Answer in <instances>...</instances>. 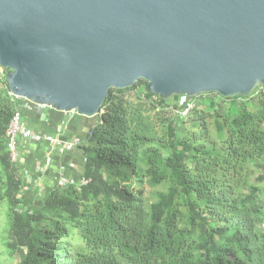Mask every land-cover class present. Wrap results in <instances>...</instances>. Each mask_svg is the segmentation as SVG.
Segmentation results:
<instances>
[{"label": "trees", "instance_id": "1", "mask_svg": "<svg viewBox=\"0 0 264 264\" xmlns=\"http://www.w3.org/2000/svg\"><path fill=\"white\" fill-rule=\"evenodd\" d=\"M202 96L208 105L180 117L141 80L110 90L78 144L89 183L54 189L18 213L21 182L6 130L19 100L0 71L9 255L17 264H264V88ZM145 184L164 188L156 202L146 203Z\"/></svg>", "mask_w": 264, "mask_h": 264}, {"label": "water", "instance_id": "2", "mask_svg": "<svg viewBox=\"0 0 264 264\" xmlns=\"http://www.w3.org/2000/svg\"><path fill=\"white\" fill-rule=\"evenodd\" d=\"M9 93L92 118L140 80L167 100L264 88V0H0Z\"/></svg>", "mask_w": 264, "mask_h": 264}, {"label": "crops", "instance_id": "3", "mask_svg": "<svg viewBox=\"0 0 264 264\" xmlns=\"http://www.w3.org/2000/svg\"><path fill=\"white\" fill-rule=\"evenodd\" d=\"M18 103L28 126L57 137L62 142H82L92 125L98 121V116L86 118L76 112L62 113L49 108L43 111L22 101ZM16 150L18 159L14 166L21 182V205L25 208L40 205L54 189L66 188L59 186L60 178L76 183L83 178L85 157L79 145L60 153L51 150L45 142L18 140Z\"/></svg>", "mask_w": 264, "mask_h": 264}, {"label": "built area", "instance_id": "4", "mask_svg": "<svg viewBox=\"0 0 264 264\" xmlns=\"http://www.w3.org/2000/svg\"><path fill=\"white\" fill-rule=\"evenodd\" d=\"M17 100L25 102L28 105L30 104L22 99H17ZM37 108H40L41 110L44 111L45 108H49V107L39 106ZM193 108H194V105L187 104L183 108L182 112H179V109H176V113L180 117H184ZM69 113H72V112H69ZM6 137L8 140L7 141V151L9 154V160L12 164H15L18 159V153L16 150L18 140L30 141L33 143L45 142L46 144L50 146L51 150H55L60 153L70 151L76 146H78L79 144L78 140H74L73 142H62L57 137L38 132V130H36L35 128L28 126L26 123L25 117L21 111V108L19 106V103H18V107L14 110L13 115L9 121L7 130H6ZM88 183H89V180L84 179V178H81L77 183L74 180H67L65 178H60L59 186L60 187H69V186L79 187V186H86ZM25 210L26 208L23 207L22 205H19L15 208V211L18 213H21Z\"/></svg>", "mask_w": 264, "mask_h": 264}, {"label": "rangeland", "instance_id": "5", "mask_svg": "<svg viewBox=\"0 0 264 264\" xmlns=\"http://www.w3.org/2000/svg\"><path fill=\"white\" fill-rule=\"evenodd\" d=\"M0 71L3 72L5 76L9 73L8 70L1 68ZM202 95H206V94H202ZM202 95L197 96L195 98L172 97L169 99V103L170 104L175 103L177 105V109H179V112H182L183 108L187 104L194 105L199 103L202 106L208 105L211 99L207 97H203ZM251 169L254 171L253 177L251 179V182H253L257 178L260 169L256 164H254V166H251ZM139 177L140 176L138 174L134 175L135 179H138ZM260 185L264 186V180L263 182H260ZM145 186H146V192H145L146 203L150 204L156 202L158 199L157 198L158 192H162L164 188L161 186L156 188H151L147 184H145ZM7 210H8V203L2 202L0 204V264H17L18 262L17 255L10 256L5 247V242H7V234L9 232V221L7 217Z\"/></svg>", "mask_w": 264, "mask_h": 264}]
</instances>
